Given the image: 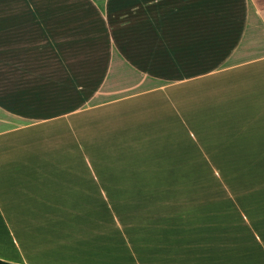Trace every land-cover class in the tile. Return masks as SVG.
<instances>
[{
  "label": "crops",
  "instance_id": "1",
  "mask_svg": "<svg viewBox=\"0 0 264 264\" xmlns=\"http://www.w3.org/2000/svg\"><path fill=\"white\" fill-rule=\"evenodd\" d=\"M0 261L264 264V0H0Z\"/></svg>",
  "mask_w": 264,
  "mask_h": 264
},
{
  "label": "rangeland",
  "instance_id": "2",
  "mask_svg": "<svg viewBox=\"0 0 264 264\" xmlns=\"http://www.w3.org/2000/svg\"><path fill=\"white\" fill-rule=\"evenodd\" d=\"M179 175L180 178H191L192 173L191 172H186V171H170L167 173V177L165 178H172L171 175ZM193 175H197L200 178H206L207 173H193ZM176 178V177H174Z\"/></svg>",
  "mask_w": 264,
  "mask_h": 264
},
{
  "label": "trees",
  "instance_id": "3",
  "mask_svg": "<svg viewBox=\"0 0 264 264\" xmlns=\"http://www.w3.org/2000/svg\"><path fill=\"white\" fill-rule=\"evenodd\" d=\"M0 264H8V263H5V262L0 261Z\"/></svg>",
  "mask_w": 264,
  "mask_h": 264
}]
</instances>
